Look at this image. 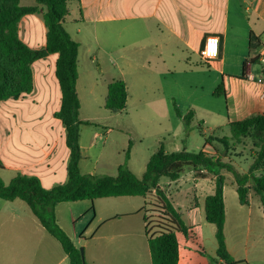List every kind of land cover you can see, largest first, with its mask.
<instances>
[{
  "label": "crops",
  "instance_id": "crops-1",
  "mask_svg": "<svg viewBox=\"0 0 264 264\" xmlns=\"http://www.w3.org/2000/svg\"><path fill=\"white\" fill-rule=\"evenodd\" d=\"M76 2L78 13L71 15L70 10L64 26L70 33L68 27L76 24V28H73L76 38L70 35L80 45L79 56L82 46H86L88 51L99 54L132 50L137 55L150 53L165 61L164 57L170 55L188 57L198 50L200 53L206 38L215 35L221 40V54L212 62H220L224 67L227 55L239 58L248 55L249 63L241 77L232 76L230 87L222 79L226 90V115L214 131L264 113L263 86L257 82L264 75V0ZM84 23H100L101 29L95 26L83 36L87 30L81 26ZM19 34L30 48L45 47L47 28L43 12L23 17ZM254 43L261 53L252 55ZM57 59L58 55L53 54L33 64L34 89L30 94L18 100L0 102V177L6 184L18 174L38 177L46 189L68 180L70 150L66 142V129L62 121L55 117L62 104V91L56 76ZM254 67L259 68L254 71ZM80 80L79 73L77 91L81 101ZM80 120L87 121L81 113ZM115 132L118 131L111 128L102 132L96 130L90 139L81 127L82 174L114 176L101 172V169L119 168L126 160L128 166L133 162L136 156L131 135L119 131L122 134L120 138ZM117 142L120 143L117 150L119 156L124 153L125 157L111 162L106 158L111 157L108 146ZM159 147L144 155L146 168ZM129 148L130 156L127 159L125 153ZM222 173L226 176V243L233 258L235 250L228 238L232 227L239 229L245 221V214L249 229L252 224L256 227L264 223V210L262 203L255 209V200L259 197L253 193L250 194V204L241 205L234 176L228 172ZM215 179L216 176L211 173L196 177L194 171L186 169L177 180L162 178L160 181V189L190 228L188 236L184 234V251L190 240H197L207 256L206 259L197 260L186 255L184 264H212L211 257L217 256L216 226L211 231L215 240L209 239L204 232L209 228L205 225L208 223L205 201L215 192ZM151 195L156 197V192ZM151 202L149 195L63 202L56 206V217L74 244L84 248L88 264H152L145 221L146 204ZM197 227L201 228L198 234L195 231ZM179 243V264H183L180 240ZM0 264H70V259L60 242L42 226L27 203L20 199L6 201L0 198ZM217 264L225 262L219 260Z\"/></svg>",
  "mask_w": 264,
  "mask_h": 264
},
{
  "label": "trees",
  "instance_id": "trees-1",
  "mask_svg": "<svg viewBox=\"0 0 264 264\" xmlns=\"http://www.w3.org/2000/svg\"><path fill=\"white\" fill-rule=\"evenodd\" d=\"M76 1L80 0H37L36 5L24 6L21 0H0V102L18 100L30 94L34 89L33 64L50 55H58L56 76L62 91V104L55 117L62 121L66 129V142L70 150L66 183L46 189L36 176L18 174L9 184L4 183L0 177V198L6 201L20 199L27 203L42 226L60 242L70 259V264H88L82 260L80 249L58 224L56 206L63 202L94 201L108 197H147L155 191L161 202L164 222L151 233L145 214L152 264H179L178 233L188 236L190 228L184 222L182 214L160 189V181L162 178L177 180L186 169L194 171L196 177H205L207 173H211L216 176V187L214 194L206 198L205 214L206 221L216 226L218 242L217 256L211 257V262L217 264L219 260H223L225 264L240 263L232 258L226 243V176L222 172L226 170L234 176L241 205L248 206L250 194L253 193L260 198L264 210V113L252 115L216 130L215 136L206 140L210 150L168 152L161 144L150 158L142 178L136 176L126 163L119 166L116 176L82 174L81 126L93 124L80 120L81 101L77 91L80 45L64 26L65 18L70 15L69 5ZM40 12H43L47 28V44L43 48L32 49L20 38V22L26 15ZM246 68L247 62L243 65L244 73ZM214 95H226L223 82ZM127 103L126 82L114 80L109 83L106 109L118 113L126 109ZM175 107L185 130L190 131L196 111L189 110L183 115L176 105ZM247 138L254 141V147L258 151L249 171L242 173L232 162L226 161L229 157L223 155L214 143L219 142L224 148V153H228L237 151L238 145ZM130 148L126 153L127 159L130 156Z\"/></svg>",
  "mask_w": 264,
  "mask_h": 264
},
{
  "label": "rangeland",
  "instance_id": "rangeland-1",
  "mask_svg": "<svg viewBox=\"0 0 264 264\" xmlns=\"http://www.w3.org/2000/svg\"><path fill=\"white\" fill-rule=\"evenodd\" d=\"M36 1L21 0V4L32 6L36 5ZM77 5V2H71L69 6L71 15L78 13ZM81 26L87 29L83 36L87 35L88 29H94L95 26L101 29L100 23H84ZM68 28L76 38V33L73 31L76 24ZM251 51L252 55L261 53L255 43ZM164 58L165 61L150 53L137 55L132 50L99 54L88 51L86 46H82L80 51L79 73L82 101L80 113L82 118L93 124L81 126L83 132L90 139L96 130L102 132L110 128L115 129L118 131L115 135L120 138L122 134L119 131H123L124 134L129 133L132 145L135 144L136 158L129 166L127 160L125 163L139 178L143 177L146 171L144 155L150 154L161 144H164L171 152L210 150L206 140L215 136L214 129L226 115L225 96H215L214 92L223 78L225 85L230 87L232 76L241 77L244 63H249L248 55L241 58L227 55L225 66L222 67L220 62L202 60L199 50L188 57L170 55ZM223 68L224 71H222ZM258 68L254 67V71ZM114 80H124L128 87L127 107L118 113H112L105 107L108 84ZM175 105L183 115L189 110L196 111L190 131L185 130ZM220 136L223 135L220 134ZM119 144L117 142L108 146L111 157L106 158H109L111 162H117L121 157H125L124 153L120 157L117 152ZM214 144L223 155L229 157L226 161L232 162V165L242 173L249 171L258 151L251 138L245 139L238 145L237 151L232 150L228 153H224V148L219 142L215 141ZM101 172L116 176L118 167L101 169ZM224 172L227 171L224 170ZM149 200L153 202L148 204L145 214L150 232L153 233L156 231L155 228L164 222V216L157 194L156 197L150 194ZM254 205L255 209L257 205L261 206L259 198L255 200ZM244 209L247 213L246 208ZM231 216L233 221V213ZM244 218L243 225L239 229L232 227L228 235L230 244L235 250L233 258L240 262L238 264H264V223L256 227L252 224L249 229L247 214ZM205 225L209 227L204 229L205 234L209 239L215 240L211 232L214 224ZM195 231L198 234L201 228L197 227ZM178 237L182 246L183 264L186 262V255L197 260L206 259L207 256L197 240H190L186 244L188 248L184 251V234L178 233Z\"/></svg>",
  "mask_w": 264,
  "mask_h": 264
},
{
  "label": "built area",
  "instance_id": "built-area-1",
  "mask_svg": "<svg viewBox=\"0 0 264 264\" xmlns=\"http://www.w3.org/2000/svg\"><path fill=\"white\" fill-rule=\"evenodd\" d=\"M221 54V40L220 37L211 35L206 38L204 47L200 51V56L203 60L208 61L212 59H218ZM257 82L263 86V98H264V75L257 79Z\"/></svg>",
  "mask_w": 264,
  "mask_h": 264
},
{
  "label": "water",
  "instance_id": "water-1",
  "mask_svg": "<svg viewBox=\"0 0 264 264\" xmlns=\"http://www.w3.org/2000/svg\"><path fill=\"white\" fill-rule=\"evenodd\" d=\"M80 251H81L82 260L85 262L86 259H85L84 248H80Z\"/></svg>",
  "mask_w": 264,
  "mask_h": 264
}]
</instances>
